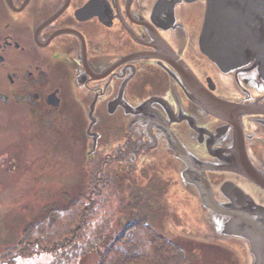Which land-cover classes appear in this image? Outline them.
Listing matches in <instances>:
<instances>
[{"label": "flooded vegetation", "instance_id": "af4514ba", "mask_svg": "<svg viewBox=\"0 0 264 264\" xmlns=\"http://www.w3.org/2000/svg\"><path fill=\"white\" fill-rule=\"evenodd\" d=\"M158 1L0 0V113L20 116L27 143L63 146L90 193L146 198L168 237L198 240L211 204L249 212L235 197L253 187L264 202V86L210 66L197 46L204 9H175L184 30L172 31Z\"/></svg>", "mask_w": 264, "mask_h": 264}, {"label": "rangeland", "instance_id": "374dc122", "mask_svg": "<svg viewBox=\"0 0 264 264\" xmlns=\"http://www.w3.org/2000/svg\"><path fill=\"white\" fill-rule=\"evenodd\" d=\"M23 128L19 115L0 113V254L16 244L24 227L40 218L49 206L65 204L77 193L90 190V180L78 163L68 162L63 146H52L46 139L44 145L27 143ZM107 202L105 223L109 231L105 240L128 236L126 225L135 219L150 222L162 233L146 198L115 195ZM173 239L183 247L188 264H241L239 253L228 245L185 236ZM51 258V254H42L20 259L17 264H48ZM97 260L94 250L78 264H96Z\"/></svg>", "mask_w": 264, "mask_h": 264}, {"label": "water", "instance_id": "95a60500", "mask_svg": "<svg viewBox=\"0 0 264 264\" xmlns=\"http://www.w3.org/2000/svg\"><path fill=\"white\" fill-rule=\"evenodd\" d=\"M187 8L205 10L197 46L219 77L229 83L246 81L247 88L260 90L264 86V0H162L154 5V14L165 28L184 30L175 9ZM215 103L227 111L232 109V104L221 98ZM235 155L248 161L245 149L236 150ZM244 167L249 172V166ZM257 178L262 180L259 175ZM235 187L241 193L248 191L244 178H239ZM252 190L250 197H235L241 203H249V212H242L241 205L236 203L211 204L208 212L198 215L196 221L200 226L194 238L236 249L241 264H264V220L256 219L264 202L259 190ZM226 196L222 200L231 198Z\"/></svg>", "mask_w": 264, "mask_h": 264}, {"label": "trees", "instance_id": "16d2710c", "mask_svg": "<svg viewBox=\"0 0 264 264\" xmlns=\"http://www.w3.org/2000/svg\"><path fill=\"white\" fill-rule=\"evenodd\" d=\"M110 198L85 189L65 204L49 206L37 220L28 223L18 242L4 249L0 264H17L27 259L51 254L48 264H78L92 251L98 253L96 264H188L181 244L143 219L132 220L128 236L109 240L106 206Z\"/></svg>", "mask_w": 264, "mask_h": 264}]
</instances>
